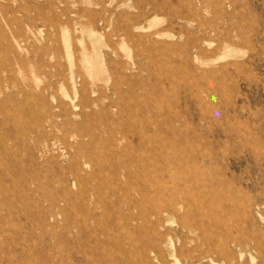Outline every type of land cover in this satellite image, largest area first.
<instances>
[{"label":"rangeland","instance_id":"rangeland-1","mask_svg":"<svg viewBox=\"0 0 264 264\" xmlns=\"http://www.w3.org/2000/svg\"><path fill=\"white\" fill-rule=\"evenodd\" d=\"M191 259L264 264V0H0V264Z\"/></svg>","mask_w":264,"mask_h":264},{"label":"bare ground","instance_id":"bare-ground-1","mask_svg":"<svg viewBox=\"0 0 264 264\" xmlns=\"http://www.w3.org/2000/svg\"><path fill=\"white\" fill-rule=\"evenodd\" d=\"M91 34V33H90ZM173 38V37H172ZM209 62V61H208ZM38 144V143H37ZM146 163V162H145ZM86 165V164H85ZM97 167V166H96ZM160 218V217H159ZM172 247H173V244H172ZM226 247V246H225ZM234 247L235 248H238L239 250V254H241V256H243L244 255V253H246V250H245V247H244V245L242 244V243H234ZM248 247V246H247ZM232 249V248H231ZM208 250H209V252H207V253H205V255H206V257L205 258H208V259H210L212 262L214 261L213 259H212V254H213V251H214V248L212 247H208ZM231 251V250H230ZM229 254V252L227 251V247L224 249V253H223V255H225V256H227ZM231 259L232 258H229L228 260H230L231 261ZM264 260V259H263ZM191 264H193V261H192V259H191ZM213 264H215V263H213Z\"/></svg>","mask_w":264,"mask_h":264}]
</instances>
